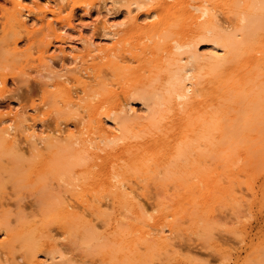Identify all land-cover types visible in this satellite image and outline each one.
Masks as SVG:
<instances>
[{"label":"bare ground","instance_id":"obj_1","mask_svg":"<svg viewBox=\"0 0 264 264\" xmlns=\"http://www.w3.org/2000/svg\"><path fill=\"white\" fill-rule=\"evenodd\" d=\"M208 1L206 2L210 3L209 5L197 3L193 5L192 10L189 9V2L184 3L179 15H176L178 28L175 31L180 36L175 34L168 41L164 46L165 60L158 61L162 62L159 67L161 79L164 81L162 84L165 85L163 103L166 108L162 114L154 113L146 117L138 115L128 100L125 104L115 101L106 111L100 113L101 103H91V98L96 93L91 95L87 93L86 88L91 81L105 87L104 79L100 75L102 67L108 69L111 76L121 75L129 69L125 65L126 60L122 59L117 49L118 44L124 41L122 38L117 39L120 31L109 25L105 28L114 39L111 45L94 46V41H90L86 42L88 46L82 53L76 51L72 53L75 48L68 45L67 36L76 29L74 9L63 21L59 17L60 11L54 8L46 10L41 3L35 4L37 13L43 15L41 20L38 17L40 21L48 16L52 18L45 20L48 35L54 37L62 49L64 47L71 49L73 61H78L82 67L72 76L65 72L54 73L48 62L51 57L47 55L51 41L45 44L46 47L44 45L45 49H42L43 52L38 59L48 74H53L52 85L61 93L63 110L75 116L82 111L90 117L91 124L76 137L71 130L64 135L61 124L58 123L42 137L37 134L35 125L26 126L21 131L14 123V114L2 115L4 117L0 115V156L8 158L6 162L0 164V173L4 175L1 178L3 184H0V189L5 188L4 184L10 181L11 185L17 186L12 187L14 191L17 190L16 192L24 187H30L42 194L48 191L46 176L55 178L59 173L73 172L75 182L71 183V189L67 190L70 197L80 200L83 205L85 204L84 207L103 215L105 213L103 208L108 205L107 201L103 202L101 196L92 198L91 201L86 199V193L91 194V181L96 180L100 183L102 189L100 192L107 194L106 197L112 200L119 212L129 211L137 221L131 233L112 231L109 234L112 245L98 244L105 258L117 263L120 260V252L125 248L129 254H133V258L129 256V264L140 262L148 264L141 260L137 252L142 246L147 251L165 252L163 254H167L175 247L173 241L174 226L177 225L175 221L182 215L184 208L178 207L179 209L170 212H165L163 208L157 222L150 224L146 219V210L138 199L137 183L134 186L130 178L124 174L128 170L146 173L149 170L162 169L167 175L178 173L184 180L191 181L189 177H194L208 188L223 190L224 194H228L234 200L231 201L237 203L240 195L231 183L235 182L234 177L238 176L233 168L238 157L243 156L251 162L250 152L259 150V155L264 160V0ZM131 4L136 6L140 14L129 13L127 30L138 32L149 25L139 22L141 16H144L141 19L143 21L158 16L153 25L167 24V16L163 11H157L155 8L142 11L141 2L138 0ZM158 4H164V0H159ZM12 5L14 9L8 21L12 34H18L20 31L31 33L29 26L34 21L32 16L34 9L23 0H13ZM227 8L233 9L235 12H228H233L238 18L234 25H229L230 28L224 27L219 19L221 12L225 17L227 12L224 10ZM12 41L7 53L14 58L21 52L18 50L19 39L13 38ZM200 42H210L211 51L202 53L198 48ZM134 47L140 48L141 45L137 42ZM147 47L145 44L140 49L145 50ZM126 51L129 52L127 49ZM45 53L48 57L44 55ZM135 55L133 57L137 58ZM190 62H194L199 70V78L195 83L185 66ZM4 77L3 72L0 74V85L3 89L7 84ZM70 82L80 86L84 95L91 98L86 100L78 98L79 101L85 100L83 104L76 101L75 93L73 95L68 87ZM104 89L111 95L108 88ZM2 91L0 89V92ZM143 98L146 99L145 96ZM235 123L239 124L237 129H233ZM248 129L256 131L257 134L251 135ZM21 133L28 134V140L31 141L26 151L22 150L19 144L18 137ZM235 133L242 135L241 141L233 140ZM102 151L104 156L110 157V160L116 163V170L122 169L120 173L126 177L116 180V175L110 174L109 171L94 173L93 167L98 165L97 159L104 157ZM208 160L213 163L208 164ZM219 164L221 170L216 169ZM223 175L228 178L227 181L229 180L226 187L220 182ZM140 182L138 180V183ZM190 184L187 189L190 187L195 189L198 186L195 182ZM1 185L4 187L1 188ZM176 197L179 206L185 197L180 194ZM45 201L43 203L48 206L47 210L55 212V215L52 214L55 221H63L69 225L74 219H78L83 236L87 238L89 233H93L92 220L85 215L78 216L70 200L58 197L54 202ZM209 207L203 211L208 212L204 216L206 215L207 222L212 224L209 212L212 209ZM170 216L173 218L171 221L168 220ZM217 222L218 220L214 223ZM210 224L208 225L212 227ZM207 231L206 235L211 240V232ZM136 232L138 235L134 236ZM45 234L46 238L54 240L52 236ZM46 240L52 248L56 247L54 241ZM88 240L93 241V238ZM174 250L175 248L171 253ZM58 257H62V253H59Z\"/></svg>","mask_w":264,"mask_h":264},{"label":"rangeland","instance_id":"obj_2","mask_svg":"<svg viewBox=\"0 0 264 264\" xmlns=\"http://www.w3.org/2000/svg\"><path fill=\"white\" fill-rule=\"evenodd\" d=\"M12 1L0 0V44L3 42V46H0V74L4 72V79L7 82L6 90L0 85V89L3 90L0 92V115L6 116L12 113V116L14 114V123L18 129L23 131L26 126L35 125L37 134L42 137H45L47 132L54 129L58 123L61 124L64 135L73 131L76 137L81 135L87 125L91 124L90 117L86 113L80 111V114L75 116L63 110L61 93L52 85L54 79L51 75L53 74H48L38 59L46 43L51 41L47 55L51 57L48 62L53 72H65L68 76H72L82 67L78 61H73L72 53L75 51L82 53L88 46L86 42L90 41H94V46L111 45L114 39L105 27L115 26L120 31L117 39L124 40L118 44L117 49L122 59L126 60L125 65L129 69L121 75L111 76L108 69L101 68L100 75L111 95L104 89L105 87L94 84V81H91L92 85L89 83L86 88L89 95L96 93L94 97L84 95L81 87L73 82L68 84L71 93L77 95L74 97L81 104L89 98L92 104L101 103L100 113L106 111L115 101L125 104L128 100L130 106L142 117L154 113L162 114L166 108L163 103V95L166 92L159 66L165 60L164 46L175 34L180 36L175 31L178 28L175 17L179 15L184 3L189 2V9L192 10L193 5L197 3L206 5L209 2L208 0H164V4L160 5L159 0H138L141 2L142 9L140 10L142 11L148 8L163 11L167 16V24L165 26L153 25L152 23L158 19V16L144 21L141 20L144 16H141L139 22L149 23V25L138 32H133L127 30L129 13L130 15L138 14V12L140 14L136 6L131 4L134 0H23L34 9L32 15L34 21L29 26L32 32L27 34L20 31L18 34H12V28L8 23L14 9ZM37 3H41L46 10L54 8L60 11L59 17L63 21L74 9L76 29L67 36L68 45L75 48L72 53L68 47H64L62 51L61 45L55 41L54 37L48 35L46 22L52 18L48 16L45 19L47 21L44 19L40 21L43 15L37 13L34 8ZM224 11L229 14L226 13L224 17V13L221 12L219 19L224 27L230 28V24L234 25L237 22V15L234 16L235 11L230 8ZM228 11H233V14ZM239 14L241 15V12ZM13 38L19 39L18 50L21 53L11 58L7 50L11 47L9 44H12ZM137 42L141 47L145 44L148 47L145 50L140 49L141 47L135 48L134 45ZM198 48L206 54L211 51L212 46L210 42H200ZM44 55L48 57L46 53ZM160 60L162 62L158 63ZM13 63L14 65H11ZM2 66H7V68L4 67V70ZM185 66L195 83L199 78L196 64L190 62ZM144 96L146 99L143 98ZM78 98L85 100L79 101ZM20 122L23 123L20 124ZM238 125L235 123L233 129H237ZM248 130L251 135L257 134L254 130ZM235 135L234 141L242 140L241 134L235 133ZM28 137V134L24 133L18 137L19 144L24 151L31 143ZM101 154L104 156L103 151ZM259 154V150L251 151L249 154L251 162L239 156L234 164L233 168L238 176L234 177L235 182L231 184L240 195L236 193L239 196L237 203H234L231 196L227 194L229 199L223 190L208 188L194 177H189L191 181L184 180L178 173L167 175L162 169L149 170L146 173L128 170L124 173L128 176L127 178H130L131 183H134V186L137 183L138 199L146 210V219L150 224L157 222L163 208L165 212L174 211L179 209L178 207L184 208L182 215L175 221L177 225L174 226L173 233L174 252L171 253L173 248L168 252L170 255L155 250L150 252L142 246L137 251L141 260H145L148 264H264V160ZM6 159L8 160L0 156V164L6 162ZM110 159L106 156L97 159L98 165L93 167L94 173L109 171L110 174L116 175V180L126 177L120 173L122 169L116 170V163ZM207 163L212 164L213 161L208 160ZM221 168L219 164L216 169L221 170ZM3 177L4 175L0 173V184H3L1 183ZM46 177L48 191L42 194L30 187L22 189L19 187L21 190L16 192L17 190L14 191L12 187L17 186L11 185L10 181L4 184L5 188L1 185L3 189H0V264H126L130 262L133 254H129L125 248L120 252V260L117 263L110 259L107 260L99 250L98 244L112 245L109 241V234L114 230L124 234L131 233L133 225L137 224L134 215L129 211L119 212L112 200L106 197L107 194L100 192L102 189L96 180L91 181V194L87 192V197H85L91 201L92 198L96 199L97 196L98 198L101 196L103 202L107 201L108 205L103 208L105 212L103 215L96 210L84 207L85 204L83 205L80 200L70 197L67 190H70L71 183L75 182L73 172L59 173L55 178H50V175ZM220 178L222 186H228V178L224 175ZM138 180L141 182L138 183ZM192 182L198 186L195 189L193 187L187 189ZM176 194L185 197L179 206L178 197L175 198ZM58 197L70 200L78 216L85 215L86 218L92 220L94 231L89 233L87 238L83 236L78 219H74L69 225L64 224L63 221L54 220L52 214L55 215V212L48 211V206L43 202L45 199L48 203L54 202ZM208 207L212 209L209 211L212 224L207 222L208 219L205 218L206 215L204 216L206 211L203 210ZM172 219L171 216L168 217V220ZM216 220H218L217 224H215ZM208 224L213 226L210 227ZM207 230L211 232V240L206 235ZM42 231L52 236L54 240L50 237L46 238L47 236H44ZM137 235L136 232L134 236ZM88 238H93V241H89ZM46 239L56 243V247H53L55 249L48 244ZM59 253H62V257H58Z\"/></svg>","mask_w":264,"mask_h":264}]
</instances>
